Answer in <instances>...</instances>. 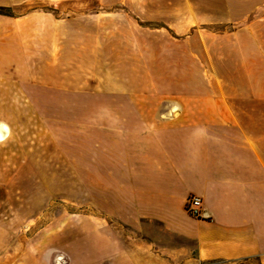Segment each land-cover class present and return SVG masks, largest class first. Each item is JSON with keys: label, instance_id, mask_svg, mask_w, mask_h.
I'll return each instance as SVG.
<instances>
[{"label": "crops", "instance_id": "obj_1", "mask_svg": "<svg viewBox=\"0 0 264 264\" xmlns=\"http://www.w3.org/2000/svg\"><path fill=\"white\" fill-rule=\"evenodd\" d=\"M74 1L128 9L195 57L179 69L192 74L170 85L147 61L120 65L85 92L66 69L64 83L50 84L58 94L12 97L65 107L59 119L52 106L49 119L31 108L0 117L9 130L0 167L49 169L35 182L72 185L64 199L82 210L40 227L0 264H264V0H13L0 6L9 9L0 88L26 78L25 68L11 71L12 9ZM190 195L202 200L200 218L186 212ZM14 215L25 222V211ZM7 226L0 221V249Z\"/></svg>", "mask_w": 264, "mask_h": 264}, {"label": "rangeland", "instance_id": "obj_2", "mask_svg": "<svg viewBox=\"0 0 264 264\" xmlns=\"http://www.w3.org/2000/svg\"><path fill=\"white\" fill-rule=\"evenodd\" d=\"M12 1L0 0V6ZM10 14L15 18L9 20L8 25L11 60H17L11 62V71L17 66L25 68L26 78L20 81L16 78L11 80L15 81L14 86L0 88V117L9 116L16 121L18 116L24 118L26 109L31 108L38 115L42 111L49 119V107L52 106L56 113L51 119H59L57 111L65 105L44 102L25 105L12 97L58 94L50 92V84L64 83L66 72L63 70L66 69L77 89L87 86L85 92L96 90L100 82L109 78L114 67L120 65H140L147 61L154 68L155 79L163 76L170 85L192 74L179 69L193 64L195 57L181 54L182 50L173 46V40L161 30L135 23L128 9L74 1L62 7L41 3L38 7L13 8ZM2 100L6 102L2 103ZM75 103L72 105V128L74 133H80L81 104ZM40 172L47 174L50 171L39 167H0V221L7 222L3 233L10 241L8 246L0 249V254L17 252L18 243L33 240L40 227L54 219L65 218L67 213L82 210L79 205L64 199L66 187L72 185L35 182L40 179L35 176ZM79 186L73 185L75 192L80 190ZM18 210L25 211V222L14 225L13 221L18 218L14 213Z\"/></svg>", "mask_w": 264, "mask_h": 264}, {"label": "built area", "instance_id": "obj_3", "mask_svg": "<svg viewBox=\"0 0 264 264\" xmlns=\"http://www.w3.org/2000/svg\"><path fill=\"white\" fill-rule=\"evenodd\" d=\"M185 209L190 216L200 218L202 216L201 198L194 195L188 196L186 199Z\"/></svg>", "mask_w": 264, "mask_h": 264}, {"label": "bare ground", "instance_id": "obj_4", "mask_svg": "<svg viewBox=\"0 0 264 264\" xmlns=\"http://www.w3.org/2000/svg\"><path fill=\"white\" fill-rule=\"evenodd\" d=\"M8 133V127L5 124L0 123V142L8 136Z\"/></svg>", "mask_w": 264, "mask_h": 264}, {"label": "trees", "instance_id": "obj_5", "mask_svg": "<svg viewBox=\"0 0 264 264\" xmlns=\"http://www.w3.org/2000/svg\"><path fill=\"white\" fill-rule=\"evenodd\" d=\"M0 14L1 15H9V9H6L4 7H0Z\"/></svg>", "mask_w": 264, "mask_h": 264}]
</instances>
